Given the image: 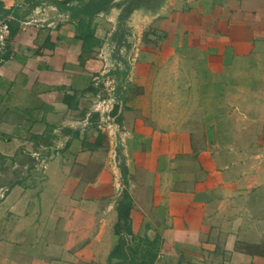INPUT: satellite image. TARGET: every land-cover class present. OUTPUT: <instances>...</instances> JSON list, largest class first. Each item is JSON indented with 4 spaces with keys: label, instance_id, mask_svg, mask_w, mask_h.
I'll return each instance as SVG.
<instances>
[{
    "label": "crops",
    "instance_id": "crops-1",
    "mask_svg": "<svg viewBox=\"0 0 264 264\" xmlns=\"http://www.w3.org/2000/svg\"><path fill=\"white\" fill-rule=\"evenodd\" d=\"M88 1L0 0V264H108L122 190L131 247L264 264V0H174L106 59L117 14Z\"/></svg>",
    "mask_w": 264,
    "mask_h": 264
},
{
    "label": "trees",
    "instance_id": "trees-1",
    "mask_svg": "<svg viewBox=\"0 0 264 264\" xmlns=\"http://www.w3.org/2000/svg\"><path fill=\"white\" fill-rule=\"evenodd\" d=\"M110 0H89L79 11L78 17L82 19H92L96 14L101 11H104L109 6ZM53 4L62 10L70 11L73 7L69 5V1L65 2H56L53 1ZM8 14L7 11L3 9V5L0 3V17L6 18ZM18 18V15H15ZM10 35L7 40V50L6 54L3 57H6L8 51V44L12 37L19 32V28L16 23L9 20ZM90 35V34H89ZM117 79H125L126 73L116 71ZM117 113V108L113 111L112 115L115 116ZM121 177L123 183L125 184L126 177V168L124 165H121ZM132 208V203L130 196L126 190H122L120 198L117 203V222L114 225L113 231L114 235L117 237V244L110 252L108 256V264L112 260H117L122 264H191L181 255H178L173 251L169 245L160 244L159 247L156 245V241H149L147 239L138 241L139 243L133 248L131 247V242L134 241L131 233L130 226V210ZM141 243V244H140ZM159 256L162 259H158Z\"/></svg>",
    "mask_w": 264,
    "mask_h": 264
},
{
    "label": "flooded vegetation",
    "instance_id": "flooded-vegetation-1",
    "mask_svg": "<svg viewBox=\"0 0 264 264\" xmlns=\"http://www.w3.org/2000/svg\"><path fill=\"white\" fill-rule=\"evenodd\" d=\"M167 0H131L129 2V7L125 11H122L120 14L115 16V32L112 34V37L109 42V54L113 55L115 52L126 54V51L131 47L132 40V30L133 25L129 23L144 22L148 17L145 16L144 12H158L165 6ZM118 6V5H117ZM111 8H115V5L108 6L105 12L109 11ZM140 10L141 13L137 14L136 17H132V13ZM127 20L128 24H127ZM123 50V51H122Z\"/></svg>",
    "mask_w": 264,
    "mask_h": 264
},
{
    "label": "built area",
    "instance_id": "built-area-1",
    "mask_svg": "<svg viewBox=\"0 0 264 264\" xmlns=\"http://www.w3.org/2000/svg\"><path fill=\"white\" fill-rule=\"evenodd\" d=\"M9 17L6 18H1L0 17V56L4 55L6 53L7 50V40L9 38L10 35V28H9ZM109 52L107 53V51H105L103 53V57L104 59L108 58ZM109 69H113L114 67L112 65L108 66ZM111 85V87H110ZM103 86L105 87V91L109 92V90H113V81L106 79L103 82ZM108 87H110L108 89ZM95 107L93 108V111L105 116L106 120H111V118L108 116V114L112 111V102L110 100V98H106V97H102L99 96L97 97V100L95 101ZM4 193L2 191H0V199L3 198Z\"/></svg>",
    "mask_w": 264,
    "mask_h": 264
},
{
    "label": "water",
    "instance_id": "water-1",
    "mask_svg": "<svg viewBox=\"0 0 264 264\" xmlns=\"http://www.w3.org/2000/svg\"><path fill=\"white\" fill-rule=\"evenodd\" d=\"M131 0H111V2L109 3L110 6L112 5H115V8H111L109 10V12H111L112 10H115L116 11V14H120L122 12V8L123 7H126L127 5H129V2ZM174 0H167L166 3H165V6L164 7H167L169 5H172ZM119 3H122L119 5ZM118 5V6H117ZM163 7V8H164ZM162 8V9H163ZM162 9H160L158 12H144L145 13V16L148 17L144 22H142L143 24H147L149 21H151L153 18L159 16L160 12L162 11ZM144 13H141L140 10H137L135 11L134 13H132V17H136L137 14H144ZM117 16V15H116ZM128 21L127 20V24H128ZM131 25H133V22L132 23H129ZM115 28H116V24H115ZM115 32V30L112 31V33L109 35V37L107 38V41L110 40V37L112 36V34ZM133 36H134V39L136 40L139 36H140V33L139 32H136V31H133ZM107 46V50H109V43L106 44ZM108 56H110V54H108Z\"/></svg>",
    "mask_w": 264,
    "mask_h": 264
},
{
    "label": "rangeland",
    "instance_id": "rangeland-1",
    "mask_svg": "<svg viewBox=\"0 0 264 264\" xmlns=\"http://www.w3.org/2000/svg\"><path fill=\"white\" fill-rule=\"evenodd\" d=\"M110 2H111V0L109 1V3H110ZM109 3H108V4H109ZM120 4H122V3H119V5H120ZM109 6H110V5H109ZM127 7H129V5H127L126 7H123V8H122V11H125ZM108 69H109V68H108ZM102 87L105 88L104 86H102ZM110 87H111V85H110ZM110 87H108V89H109Z\"/></svg>",
    "mask_w": 264,
    "mask_h": 264
}]
</instances>
